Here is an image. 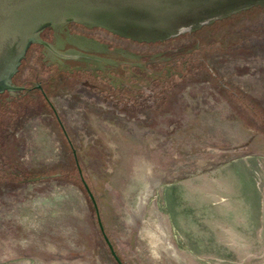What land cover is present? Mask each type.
Returning <instances> with one entry per match:
<instances>
[{"label":"water","instance_id":"obj_1","mask_svg":"<svg viewBox=\"0 0 264 264\" xmlns=\"http://www.w3.org/2000/svg\"><path fill=\"white\" fill-rule=\"evenodd\" d=\"M229 1L0 0V259L127 264L106 209L133 159L264 157V1Z\"/></svg>","mask_w":264,"mask_h":264},{"label":"rangeland","instance_id":"obj_2","mask_svg":"<svg viewBox=\"0 0 264 264\" xmlns=\"http://www.w3.org/2000/svg\"><path fill=\"white\" fill-rule=\"evenodd\" d=\"M235 173L241 186L234 187ZM106 214L127 264H264V157L171 180L138 156Z\"/></svg>","mask_w":264,"mask_h":264},{"label":"trees","instance_id":"obj_3","mask_svg":"<svg viewBox=\"0 0 264 264\" xmlns=\"http://www.w3.org/2000/svg\"><path fill=\"white\" fill-rule=\"evenodd\" d=\"M264 0H231V1H229V2H227L225 5H222L220 8H218V9H216L215 11H213L214 13H218V12H220L221 13V15L219 16V17H217V18H222V17H225V16H228L229 14H230V12H232V11H235V10H237V9H239V8H241V7H243V6H247V5H250V4H252V3H255V2H263ZM68 11H71V12H75V11H77V10H75V9H71V8H69V9H67ZM124 12H127L126 10L124 11ZM94 13H109V12H98V11H96V12H94ZM93 17H95V19H91V20H89V21H84V20H82V22H84V23H88V24H91V25H95L96 23V21L97 20H100V18L98 17V16H93ZM216 18V19H217ZM212 20H214V19H210L208 22H210V21H212ZM63 21H61V22H58V24L59 23H62ZM207 22V23H208ZM107 23V24H106ZM106 23L105 24H101V26H104V27H106L107 25H109L108 24V21H106ZM57 24V23H56ZM113 24V23H112ZM201 24H198V23H195V24H193L192 25V27H191V29L193 30V29H196L197 27H199ZM114 30H116V31H118L119 33H128L127 31H123V29L122 28H120V27H116V28H114ZM162 37H167V35L165 34L164 36H162ZM162 37H160V38H162ZM10 92V91H9ZM11 93V92H10Z\"/></svg>","mask_w":264,"mask_h":264},{"label":"crops","instance_id":"obj_4","mask_svg":"<svg viewBox=\"0 0 264 264\" xmlns=\"http://www.w3.org/2000/svg\"><path fill=\"white\" fill-rule=\"evenodd\" d=\"M235 177V179L233 180V183H234V187H238V186H241L242 183L240 180L241 176H239V173H235V175H233ZM232 177V176H231Z\"/></svg>","mask_w":264,"mask_h":264}]
</instances>
